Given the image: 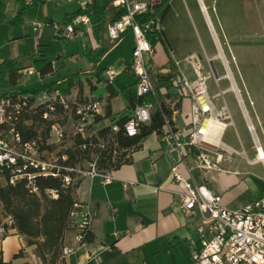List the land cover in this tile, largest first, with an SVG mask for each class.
<instances>
[{
  "label": "crops",
  "instance_id": "obj_1",
  "mask_svg": "<svg viewBox=\"0 0 264 264\" xmlns=\"http://www.w3.org/2000/svg\"><path fill=\"white\" fill-rule=\"evenodd\" d=\"M97 1L101 5H105L107 3V0ZM137 1L145 2L146 0ZM73 2L78 3V8L74 12L65 14L62 25L68 21V17L75 14L80 8H82V5H79L80 2ZM188 2L189 3L187 4V0H169L166 5L156 10V17L160 22L161 38V42L157 43L156 45L160 44L164 50L168 48L169 52L172 54L173 51L171 49V45L173 42L176 44L184 42L186 35L184 29L187 31L190 29V19L192 18V14H195L197 21H199L201 24H204L205 21L210 31L212 41L217 49V53L211 57H204L209 61L214 59H218L220 61L223 74L219 76L215 70L218 76L217 79L219 81L224 79L230 83L228 88L223 92L225 93L230 91L234 94L236 103L241 113V117L243 119L242 122L251 142L249 145V150L254 151V140H257L260 143V140L256 134V128H258L261 137L264 138V102H260L261 95H259L264 93V90H261L259 94L255 92V99H257V102L254 101V95H252L251 100H249V93L245 91L248 98V105L250 107V110L248 111L242 102L239 91L233 80L232 73L229 70L228 63H226L227 61L224 60L226 61L225 66L227 67L231 79H229L226 75V69L223 62L217 58L218 51L220 50L221 53L222 51L219 45L218 35L214 32L211 25V20L207 15V7L205 6L204 1L188 0ZM256 2L257 4L255 5V10L258 12L260 31L254 33V35L257 37L260 36L259 39H264V0H256ZM13 3L17 4V13L14 22L18 21L22 15L21 3H23L25 9H34V17H37L40 11L42 13L45 7L43 6L44 2L40 0H32L30 5H26L24 0H0V9L5 14L11 8ZM116 11L117 10L115 9L111 11L109 10L104 13L103 18L99 23L92 22L91 38L100 46V49L96 51L83 49L82 38H60L64 42L73 41L75 39L80 41L83 56L90 63L92 67L91 71L86 70L80 73H72L57 77V73L52 62H45L43 66L46 63L51 64V72L47 75L41 76L39 70L43 66L38 71H36L32 66H26L22 63L26 68H32L42 81V84L36 89L27 90L24 87H21L23 90L27 91L40 89L42 95L39 97H37L36 94L27 95L30 97L32 104L34 105L52 102L54 99L52 101L45 102H41L39 100L41 97L49 96V94H52L53 96V91L55 90L53 85L54 83L56 84L60 82L63 84L72 76L78 74L74 80V86L70 88L66 94H61L72 109L73 102L77 104L91 102L99 103V110L96 116V118H99V120L95 121L94 119V121L87 127V137L95 135V133L103 126L113 124V121H119L122 119L127 120L132 116L133 113V108H128L127 106L128 93L130 92L132 96L134 95V86L136 83V77L130 71V63L119 59L114 63L113 67L111 65V67L117 72V76L115 77L112 85H109L114 95L109 96V93L106 89L107 84L104 76L105 68L100 73L95 70L102 57L97 63H94L93 60L86 57L85 55V51H90L93 53L103 51L104 54L108 46L116 44L125 34L130 32L126 31L123 33L117 42L110 43L108 41L106 37V26L113 21V15ZM43 14L45 15L46 13L43 12ZM167 20L169 21L170 25L169 23L168 25L165 24L164 21ZM163 22L165 25L162 27ZM45 24L53 26L55 22L48 20ZM79 29L84 31L83 27H80ZM43 36L44 32L42 30L41 39ZM57 36L60 37L58 35V31L54 37L56 38ZM221 37L224 39V35L222 33ZM156 45L152 49V56H147V66L152 73L166 75L169 72H172L181 82L186 81V76H188V74L187 68L184 65L185 63L192 68L194 77L197 70H200L205 76L211 75L212 77L209 66V63L212 61L208 63L207 66H209V68L206 66L207 70L204 72L203 64H205V62L201 59L203 56H196L194 54L183 55L177 53L178 56L175 57L173 55L172 57L170 53H167V59H165L164 63H162L160 67L152 68L150 65L151 58L157 52ZM133 48L134 43L132 46V51ZM41 57H43V55ZM5 60H16L18 63H21L17 58ZM0 62H2V60H0ZM63 65L64 63L60 62V67ZM122 73H127V75L133 79V81L131 84H125L124 87L120 88L115 85V80ZM21 75L24 76L23 74ZM217 79H215V83ZM218 82L216 83L217 85ZM232 84L235 88V91L232 90ZM97 92L100 94L96 95ZM220 92L223 94L222 91ZM70 93L75 94L74 97L69 101L68 97ZM211 97L214 98V96ZM157 98L166 109L171 111L170 118L173 121V125L177 129H183L185 134H187L190 130V119L188 115L190 102L188 98L182 94L181 91L176 98H169L166 97V93L162 90L158 92ZM221 106L222 104L219 105V107ZM107 109L110 110L112 116L109 119H105V112ZM73 122L74 119L72 110L61 112L59 123L65 131V140L67 137H71ZM67 124L70 125V128H68ZM223 145L231 149L224 143ZM260 146L262 151H264V147H262L261 143ZM231 150L234 151L233 149ZM42 151L46 157H52V153L49 152L48 149ZM235 154L246 158L245 150H242L240 153L235 152ZM62 155L66 156L64 153H62ZM178 159V152L168 151V149L163 144H161L159 137L153 134L143 139L138 149L128 152L126 154L127 162L116 170L105 173L96 171L98 175L90 177L85 173L90 170V165H95V162H86L88 163L89 167L86 171H81L83 172L82 174L78 175L79 184L75 191L74 199L76 202L87 206L95 214V218L90 230L92 241L77 245L75 242V230L73 229L67 232L64 236V244L68 247H74L75 249L71 254L65 257V264H192V252L201 248L200 237L197 233V228L201 225V222L198 218L185 215L179 207L177 194L183 192V188L173 182L170 173L171 167L178 161ZM246 160L251 166L260 164L255 161V151L254 157L252 159L246 158ZM187 161L189 166L193 165L191 156H188ZM179 169L182 176L186 178L187 173L185 172L184 168L180 167ZM228 169L229 167H227V169L222 168V171H211L207 174H203L196 169L191 171L195 183L197 185H204L211 194L219 196L222 200V204L227 208H229L227 201L223 199L222 195H220L218 191H214L212 189L211 178H213V173H228ZM104 176L109 177L108 183H104ZM222 185L225 186L224 183ZM262 195H264V189H261L258 197H256L254 201ZM252 202L248 204H251ZM242 207L244 206H241L237 209ZM12 234L15 233L12 232ZM9 241L14 240L13 238H8L6 240L3 239L0 243L1 258L4 262H11L12 264L32 262L34 256H32L29 251L28 257L25 259L13 260V257L24 248V243L20 246L13 244L11 247H8L6 256L3 258L2 244L8 243ZM185 254L189 255L188 263H186L187 261L182 260Z\"/></svg>",
  "mask_w": 264,
  "mask_h": 264
},
{
  "label": "built area",
  "instance_id": "obj_2",
  "mask_svg": "<svg viewBox=\"0 0 264 264\" xmlns=\"http://www.w3.org/2000/svg\"><path fill=\"white\" fill-rule=\"evenodd\" d=\"M67 2L78 1L84 6H91L97 0H64ZM30 5L32 0H24ZM162 0H113L112 7L119 11L124 10L120 19L112 21L106 26V37L110 43L117 42L121 35L130 31L134 40L130 71L136 77L134 95L136 100H141L133 109L132 116L123 124L126 136L134 137L138 134L139 126L146 125L151 120L155 110H161L160 102L154 83L149 74L145 56H152L153 50L146 39L148 32H154L157 40L160 35V22L156 17V8ZM148 15L143 24L136 23V17ZM82 26L84 31L80 28ZM92 21L88 15L72 17L62 26L56 25L58 35L63 39L82 38V48L98 50L100 46L93 41ZM32 35L39 39L42 34V25L32 23ZM90 37V38H89ZM21 74L32 76L37 74L32 68L20 71ZM107 85H112L117 72L112 67L104 70ZM208 76L197 70L195 79L188 83L181 82L180 90L189 104L190 130L187 134L182 129L173 125L171 118L162 114L163 130L159 140L168 151L179 154L178 161L171 167L170 173L173 182L183 188L177 194L181 211L187 215L198 218L201 225L197 228L201 248L191 254L192 264H264V195L240 209H229L222 204L219 196L211 194L204 185H197L191 171L196 169L203 174L211 171H222V164L229 162L235 152L221 142L224 130L232 126L231 116L226 105L216 108L214 98L208 95ZM219 80H216V83ZM61 83H56L59 86ZM219 96L222 93L219 92ZM217 95V96H218ZM144 98H150L144 101ZM53 101L50 103L34 105L29 96L16 95L0 98V184L15 185L24 181L30 193L36 194L38 189L35 180L38 177L62 178L65 186L70 184L67 176L62 172H75L61 163L66 156L46 157L40 150L41 143L37 140L23 138L20 122L25 113L35 112L40 106L44 112L41 118L44 121L52 120L48 130L47 145H59L66 134L60 125L57 116L58 107L66 112L72 110L73 127L71 136L87 138V127L94 121L98 114L99 103L85 104L72 103L69 106L58 89L53 91ZM112 131H118L117 125H112ZM255 161L264 166V151L257 140H254ZM84 148V147H83ZM192 157L193 165L189 166L187 158ZM184 168L187 177L180 173ZM90 177L97 176L95 165H90V170L85 173ZM104 183L109 182V177H103ZM49 197L57 198L55 191H48ZM74 221L75 242L83 243L85 236L90 233L95 214L87 206L80 203L73 205L70 214ZM6 226L0 227V243L5 237L14 232L11 229L12 221L6 219ZM74 247H64L62 256L65 258L74 251ZM30 264H38L33 257Z\"/></svg>",
  "mask_w": 264,
  "mask_h": 264
},
{
  "label": "rangeland",
  "instance_id": "obj_3",
  "mask_svg": "<svg viewBox=\"0 0 264 264\" xmlns=\"http://www.w3.org/2000/svg\"><path fill=\"white\" fill-rule=\"evenodd\" d=\"M40 1L44 2L43 6L45 7L42 13L41 11L38 13L37 17H34L33 8L25 9V6L21 3L22 15L16 22H14L17 13L16 3H13L5 14L0 9V60L17 58L21 63L26 66H32L36 71L45 62H52L57 77L80 73L86 70L91 71L92 67L83 56L78 39L65 41V43L60 37H54L57 34L56 25L62 26L65 14L74 12L78 8V3L73 1H71L72 3H68L64 0ZM203 1L207 7V15L211 20L213 30L218 35L221 51L228 63L229 70L232 73L242 102L249 111L248 98L251 100L252 95H254V101L257 102L255 92L259 94L261 90H264V39H259L260 36L257 37L254 35V33L260 31L258 12L255 10L257 2L256 0ZM79 5L82 4L80 3ZM43 12L46 14L44 15ZM191 17L190 29L188 31L184 29L186 34L184 42L180 44L173 42L171 45L172 54L168 48L164 50L160 44L156 45L157 52L151 58V67H160L165 59H167V53H170L172 57L173 55L175 57L178 56L177 53L183 55L194 54L196 56H203L201 59L205 62L203 64L204 72H206L207 67L209 68L207 66L208 63L212 61L217 74L221 76L223 70L220 61L218 59L209 61L204 57H211L217 53L208 26L205 21L204 24L202 23L203 25L197 21L194 13ZM48 20L54 21L55 24L53 26L45 24ZM33 22H38L42 25L44 32L42 39L41 37L35 39L32 35ZM164 22L167 25L169 23L168 20ZM164 22L162 23V27L165 25ZM221 33L224 35V39H222ZM133 43L132 33L129 32L116 44L108 46L95 70L100 73L104 68L111 67V65L113 67L114 63L119 59L131 63ZM42 55L43 57H41ZM145 61L147 62V55L145 56ZM60 62L64 63L62 67H60ZM184 65L187 68L188 74L186 76V82L191 83L195 79L192 68L185 63ZM208 77V95L214 96V104L216 107H219L223 102L226 104L233 121V125L225 129L222 142L236 153L245 150L246 158L252 159L254 157V151L249 150L251 142L242 122L243 119L235 96L230 91L223 92L228 88L230 83L222 79L217 85L213 76L211 77L209 75ZM132 81L133 79L127 73H122L116 78L115 85L121 88L125 84H131ZM41 84L42 81L37 74L33 76L24 75L18 81V87H24L27 90L36 89ZM220 91L223 92L222 96L218 95ZM245 91L249 93L248 98ZM74 94H69V101L74 97ZM99 94L97 92L96 95ZM259 95H261L260 102H264V93ZM52 100L53 96L49 94V96L41 97L39 101L45 102ZM67 126L70 128L69 124ZM256 134L262 147H264V138L261 137L258 128H256ZM72 143L73 137H67L61 144L53 146L52 156L56 157L59 152L68 149ZM92 158L94 157L92 156ZM246 158L235 154L230 158L229 162L221 166L223 169L229 167L228 173L212 174V189L222 195L230 209H237L254 201L258 197L261 189H264V167L260 164L251 166L247 163ZM88 167V163H85L78 165L77 169L79 171H86ZM223 183L225 186L222 185ZM8 238H13L14 241L2 244L3 258L6 256L8 247H11L13 244L20 246L24 243L22 238L16 234L11 233L4 240ZM27 251H30V249ZM182 260L188 263L189 255L185 254Z\"/></svg>",
  "mask_w": 264,
  "mask_h": 264
},
{
  "label": "trees",
  "instance_id": "obj_4",
  "mask_svg": "<svg viewBox=\"0 0 264 264\" xmlns=\"http://www.w3.org/2000/svg\"><path fill=\"white\" fill-rule=\"evenodd\" d=\"M113 0H107L105 5H101L98 1L91 6H84L78 12L68 17V21L77 15H88L93 23H99L104 13L111 11ZM169 0H162L160 6L166 5ZM124 14V10L116 11L113 15V21L120 19ZM165 14V13H164ZM148 15H141L136 17V23L143 24L148 20ZM156 34L148 32L146 39L150 43L152 49L157 43L161 42V38L155 39ZM86 57L97 63L103 55V51L90 52L85 51ZM26 69L22 63L16 60H4L0 62V98L16 95H33L41 96L40 89L27 91L18 87V81L22 77L20 71ZM51 72V64L46 63L40 70L41 76L47 75ZM152 77L156 92L160 90L166 93V97L176 98L179 95L181 81L176 76L169 72L166 75H159L152 73ZM78 74L72 76L68 81L56 86L62 94H66L70 88L74 86V80ZM18 88V89H17ZM109 96L114 93L109 85L106 87ZM128 108H133L141 100H136L135 95L128 93ZM150 98H144L148 101ZM161 110H155L151 115V120L146 125L139 126L138 134L134 137H128L123 131V124L125 119L113 121V124L103 126L95 135L81 139L79 136L73 137L72 145L59 152L57 156L62 153L66 155V160L61 164L69 169L78 170V165H83L86 162H95V167L98 172H111L118 169L121 165L127 162L126 154L130 151L136 150L140 147L143 139L151 135H161L163 130L162 114L170 118L171 111L166 109L160 102ZM44 112L42 106L37 108L35 112L25 113L20 122V129L25 140H37L41 143L40 150H49L52 152L54 145H47L48 130L54 121H44L41 114ZM62 110L58 107L57 119L61 115ZM110 110L105 112V119L111 118ZM99 118H95L98 121ZM112 125L118 126V131H112ZM45 147V148H44ZM84 147V148H83ZM92 156L94 158H92ZM78 173L62 172V176H67L70 179V184L65 186L62 178L52 177H38L35 180V185L38 189L36 194L30 193L25 187L24 181L15 185L0 184V227H5L6 219L12 221L11 229L14 233L20 236L24 241V248L21 249L13 260L25 259L28 257V251L37 260L38 264H65L62 256V249L66 247L64 244V236L67 232L74 229V221L70 214L73 210V205L78 203L74 199V194L78 188L79 178ZM48 191H55L56 199L49 197ZM92 241L90 233L85 236L83 243ZM0 264H12L11 262H4L1 258ZM20 264H30L23 262Z\"/></svg>",
  "mask_w": 264,
  "mask_h": 264
},
{
  "label": "bare ground",
  "instance_id": "obj_5",
  "mask_svg": "<svg viewBox=\"0 0 264 264\" xmlns=\"http://www.w3.org/2000/svg\"><path fill=\"white\" fill-rule=\"evenodd\" d=\"M217 56H218L217 58H219V59L221 60V62H223L224 66H225V62H226V61H224L225 59L223 58V55H222V53L220 52V50L218 51V55H217ZM226 63H227V62H226ZM225 69H226V75H227V77H228L229 79H231V76H230V74H229V72H228L226 66H225ZM226 79H227V78H226ZM232 90L235 91V88H234L233 84H232Z\"/></svg>",
  "mask_w": 264,
  "mask_h": 264
},
{
  "label": "water",
  "instance_id": "obj_6",
  "mask_svg": "<svg viewBox=\"0 0 264 264\" xmlns=\"http://www.w3.org/2000/svg\"><path fill=\"white\" fill-rule=\"evenodd\" d=\"M209 66H210V71H211L212 76L214 77V79H217L218 76L216 74V71L214 69V66H213L212 62L209 63Z\"/></svg>",
  "mask_w": 264,
  "mask_h": 264
}]
</instances>
